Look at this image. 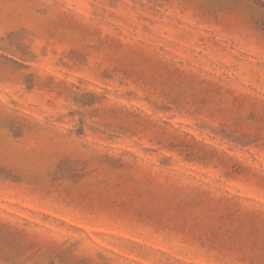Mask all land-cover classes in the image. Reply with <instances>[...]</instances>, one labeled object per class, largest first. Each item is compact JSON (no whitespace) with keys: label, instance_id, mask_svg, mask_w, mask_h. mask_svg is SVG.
<instances>
[{"label":"rangeland","instance_id":"obj_1","mask_svg":"<svg viewBox=\"0 0 264 264\" xmlns=\"http://www.w3.org/2000/svg\"><path fill=\"white\" fill-rule=\"evenodd\" d=\"M0 264H264V0H0Z\"/></svg>","mask_w":264,"mask_h":264}]
</instances>
